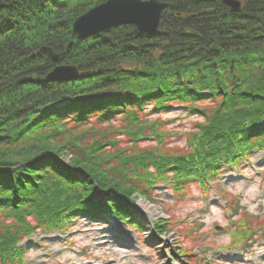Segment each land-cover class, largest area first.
<instances>
[{
	"label": "trees",
	"instance_id": "1",
	"mask_svg": "<svg viewBox=\"0 0 264 264\" xmlns=\"http://www.w3.org/2000/svg\"><path fill=\"white\" fill-rule=\"evenodd\" d=\"M105 1L0 0V264H26L20 242L79 215L141 232L135 197L203 187L264 149V0H159L172 7L156 34L120 26L76 40L74 21ZM59 65L78 78L48 81ZM175 107L193 117L181 135L165 128Z\"/></svg>",
	"mask_w": 264,
	"mask_h": 264
},
{
	"label": "rangeland",
	"instance_id": "2",
	"mask_svg": "<svg viewBox=\"0 0 264 264\" xmlns=\"http://www.w3.org/2000/svg\"><path fill=\"white\" fill-rule=\"evenodd\" d=\"M166 115L168 131L181 135L190 129L193 117L185 111L177 108ZM184 142V137L172 136L165 144L176 147ZM187 185L182 193L173 195L170 184H159L151 194L152 203L135 197L142 215L141 234L121 222L79 217L65 234H38L22 242L30 251L26 264H182L189 260L228 264L241 250L247 255L237 264H264V242L255 238L245 247H237L234 240L248 220L264 219V151L255 150L248 161L221 172L213 185L215 191L211 186L205 192L196 183ZM152 222L165 223L169 235L153 232ZM259 226L264 234V221ZM243 233L247 239L253 231Z\"/></svg>",
	"mask_w": 264,
	"mask_h": 264
},
{
	"label": "water",
	"instance_id": "3",
	"mask_svg": "<svg viewBox=\"0 0 264 264\" xmlns=\"http://www.w3.org/2000/svg\"><path fill=\"white\" fill-rule=\"evenodd\" d=\"M225 2L235 9L239 6L238 3L230 0ZM168 8H171L170 4L157 0H107L78 17L72 29L78 40L104 29L123 25H132L143 34H154L159 26L162 12ZM73 44L74 42H71L67 49ZM41 52L46 53L53 63L59 59V55L48 47L41 48ZM77 76L78 71L75 67L58 66L46 78L52 82H63L73 80Z\"/></svg>",
	"mask_w": 264,
	"mask_h": 264
}]
</instances>
